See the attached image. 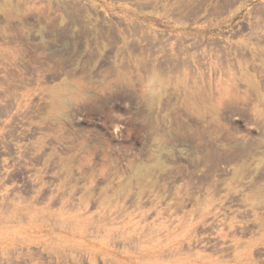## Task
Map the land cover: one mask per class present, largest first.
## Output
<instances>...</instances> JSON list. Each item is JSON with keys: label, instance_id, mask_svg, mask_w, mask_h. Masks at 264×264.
Segmentation results:
<instances>
[{"label": "rangeland", "instance_id": "obj_1", "mask_svg": "<svg viewBox=\"0 0 264 264\" xmlns=\"http://www.w3.org/2000/svg\"><path fill=\"white\" fill-rule=\"evenodd\" d=\"M0 264H264V0H0Z\"/></svg>", "mask_w": 264, "mask_h": 264}]
</instances>
